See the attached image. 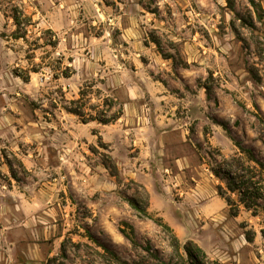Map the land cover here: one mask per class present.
Listing matches in <instances>:
<instances>
[{"label":"rangeland","instance_id":"rangeland-1","mask_svg":"<svg viewBox=\"0 0 264 264\" xmlns=\"http://www.w3.org/2000/svg\"><path fill=\"white\" fill-rule=\"evenodd\" d=\"M252 2L0 0V264H188L187 241L218 264H264V213L233 218L225 202L226 171L264 169V0ZM137 105L170 111L192 146L187 168L153 180L169 187L153 203L165 217L107 141L127 142ZM120 107L115 129L65 111ZM207 203L216 212L200 217Z\"/></svg>","mask_w":264,"mask_h":264},{"label":"crops","instance_id":"crops-1","mask_svg":"<svg viewBox=\"0 0 264 264\" xmlns=\"http://www.w3.org/2000/svg\"><path fill=\"white\" fill-rule=\"evenodd\" d=\"M150 88L152 89V92H159V89L154 84H152ZM156 93H152L151 96L153 103H155L156 101H160V95ZM140 107L142 106H134L133 115L134 117H136L137 124L134 126L126 127L127 130H122V132L124 133L131 134L130 137H126L127 142H125V138L123 136L124 134H118V138H112V140L107 139V141L110 143L112 149L111 154L113 155V159L116 160L122 176L130 177L136 182L140 183L148 192L151 210L159 212L162 217H165L162 208L163 206L160 207L157 205H153V203L155 202L156 198H158V201L162 203V199H165L163 198V196L166 193L164 192V190H167L169 187H166L165 184L159 182L160 186L165 189L158 191V184H156V182H154L153 180L156 178H163L162 172L167 170V165L170 166L172 164L173 167H182V169L187 168L188 164L193 161L192 156H190L191 154H193L192 146L187 143L188 139L186 137V132L178 131L179 127L176 125V119L172 117L170 111L168 112V115H166L161 113L158 106H154L155 108L152 107L153 109L150 112L149 117L144 118L139 114ZM143 119L144 122L146 121V124H144ZM129 121L130 124L134 123V120L132 121V119H130ZM140 122L144 125H140ZM109 127L115 129V127H117V123L109 124ZM140 131H143V135L141 137L136 136V139H132V132L135 134H139ZM103 136H106V134H104ZM120 142L127 143V146L129 147L128 151L126 152L128 156L126 157V161H121L115 155L117 151L116 146ZM131 152H136V156L131 157ZM181 155H183L184 157H178ZM139 172H143L144 176H140ZM150 179L152 181H149ZM202 182L203 181H201V183ZM177 184L178 182L176 183V185ZM198 187L199 186L197 185L196 189L200 191V189L202 188L200 192H203L205 185L199 188ZM211 198L212 200L217 199L214 193ZM220 201L222 200L220 199ZM212 206L213 205L209 203L200 205L196 212L198 215H200V217H207L209 215L211 216L216 212V206L215 208H212ZM199 246L202 247L201 244H199Z\"/></svg>","mask_w":264,"mask_h":264},{"label":"trees","instance_id":"trees-1","mask_svg":"<svg viewBox=\"0 0 264 264\" xmlns=\"http://www.w3.org/2000/svg\"><path fill=\"white\" fill-rule=\"evenodd\" d=\"M250 3L253 4L252 0H250ZM14 24L16 25L17 29L20 28L19 20L16 16H13ZM24 39L23 36H16L15 39ZM84 99L83 94H80V97L77 100L70 101L71 105H77L79 109L81 107H84V103L80 104V102ZM80 104V105H79ZM65 111L71 114H74L79 117L80 121L83 123L88 122H96L101 125H109L113 122L117 121L121 114L122 109L120 107V110H118L115 114L112 116H106L103 113H100L99 115H92L88 112H79L75 109H69L65 108ZM238 150L241 153H246L250 155L249 152H247L245 149H243L240 145H236ZM250 161H253V158H250ZM259 165V164H257ZM261 167V166H259ZM214 176L219 177V173L216 171L211 170ZM260 172L259 180L254 181V176H251L252 172ZM240 172H247L249 174L248 177L244 176L243 174H240ZM263 173V174H262ZM110 174L114 178H118V173L116 170V167L113 166L110 168ZM226 177L224 178L226 181V186L229 192L236 193L237 200L235 202H232L230 199H225V202L229 208V215L233 218H236L239 215V212L241 209H243L245 212H249L252 217L257 216L259 213H264V169L261 168V170H257L256 168H245L242 165L238 166V170H228L225 172ZM218 195H220L218 191ZM135 207V205H133ZM166 229H169L167 225H163ZM261 234L264 237V230H261ZM244 239L246 242L251 243L254 238V233H247L244 234ZM127 237V236H126ZM130 242L133 243V239L130 240ZM176 242V238H175ZM183 251L188 259V264H200V260L204 262H208L209 264H218L217 262L208 261V258L204 251L194 242L187 241L183 245Z\"/></svg>","mask_w":264,"mask_h":264}]
</instances>
